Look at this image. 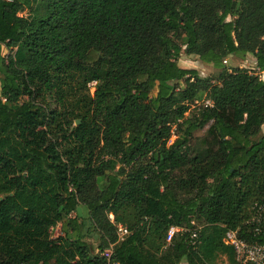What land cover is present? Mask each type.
I'll return each instance as SVG.
<instances>
[{
	"label": "trees",
	"instance_id": "1",
	"mask_svg": "<svg viewBox=\"0 0 264 264\" xmlns=\"http://www.w3.org/2000/svg\"><path fill=\"white\" fill-rule=\"evenodd\" d=\"M247 54L264 71V0H0V264H105L110 213L119 264L235 262L229 229L264 243V80L223 64ZM191 221L197 247L166 242Z\"/></svg>",
	"mask_w": 264,
	"mask_h": 264
},
{
	"label": "built area",
	"instance_id": "2",
	"mask_svg": "<svg viewBox=\"0 0 264 264\" xmlns=\"http://www.w3.org/2000/svg\"><path fill=\"white\" fill-rule=\"evenodd\" d=\"M205 104L211 105L210 100H206ZM174 137V136H173ZM171 138V140L173 139ZM170 140V141H171ZM264 216V202L263 203H254L252 206V215L250 217V221L255 224L254 231L257 232L259 225L261 224ZM108 218L111 223L114 225L116 240L114 243H110L108 248H106L103 254L106 257L105 264H119L118 261L111 260L110 256L113 252V247L122 241H124L127 236L131 233L130 229L122 224L115 223L113 219V215L108 214ZM191 225L195 226L193 221L190 222ZM199 227L195 226L193 228H186L182 226H170L166 233V242H170L172 237L176 233H182L187 231L189 244L193 247H197L199 243ZM222 243L225 246L232 247L234 251V261L235 264H264V243H260L257 240L249 241L244 237H241L238 233L237 229H229L227 230L221 239Z\"/></svg>",
	"mask_w": 264,
	"mask_h": 264
},
{
	"label": "rangeland",
	"instance_id": "3",
	"mask_svg": "<svg viewBox=\"0 0 264 264\" xmlns=\"http://www.w3.org/2000/svg\"><path fill=\"white\" fill-rule=\"evenodd\" d=\"M2 53L7 54L8 50L6 48H2ZM223 64L228 67H239V68H246L249 71L256 72L260 75V77L264 80V71H259L255 66L254 57L250 54H247L245 56H239V55H232L226 57V59L223 61ZM178 65L184 68H196L200 75L202 76H208L218 68L215 67L212 63H207L202 61L198 56L196 55H187L182 53L178 59ZM172 83V82H170ZM94 84L95 81H92L88 84L89 87V93L92 94L94 91ZM197 108L191 107V110L187 113V117L196 113ZM77 121L73 123V126L76 124ZM208 128V125L204 126L201 129H197L194 133L197 139H201L206 135V130ZM262 132L264 133V124L262 125ZM174 138V137H173ZM202 147V146H201ZM87 225V223H86ZM199 227V226H198ZM82 232L85 234L84 240L90 245L92 251L94 253H97L98 249L96 246L99 243V237L96 235L95 231L90 227L87 228L84 226L82 228ZM63 232L61 231L60 224L56 225L50 230V235L52 238H55L57 236L62 235ZM216 264H235V262H230L226 256H219L216 260Z\"/></svg>",
	"mask_w": 264,
	"mask_h": 264
},
{
	"label": "water",
	"instance_id": "4",
	"mask_svg": "<svg viewBox=\"0 0 264 264\" xmlns=\"http://www.w3.org/2000/svg\"><path fill=\"white\" fill-rule=\"evenodd\" d=\"M78 123H79V120H77L76 124H78ZM77 212H78L79 216L82 215V209H81V207H77Z\"/></svg>",
	"mask_w": 264,
	"mask_h": 264
}]
</instances>
